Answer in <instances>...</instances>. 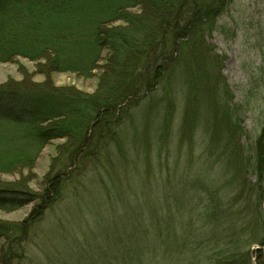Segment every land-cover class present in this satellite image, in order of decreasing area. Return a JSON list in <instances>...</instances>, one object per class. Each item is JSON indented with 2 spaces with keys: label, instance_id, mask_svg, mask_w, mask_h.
<instances>
[{
  "label": "trees",
  "instance_id": "1",
  "mask_svg": "<svg viewBox=\"0 0 264 264\" xmlns=\"http://www.w3.org/2000/svg\"><path fill=\"white\" fill-rule=\"evenodd\" d=\"M234 2L0 0V62L21 56L44 61L46 72L85 77L99 70L93 93L0 86V172L34 168L43 149L62 138L69 147L56 165L65 171L95 157L117 183L118 163H144L157 219L147 223L140 213L141 234L153 235L154 245L139 264L153 252L160 264H264V17L241 28L247 82L236 92L212 42ZM59 173L40 193L21 182L0 186L1 210L36 202L24 222L0 220L8 264L23 254L19 237L65 197L67 185L79 186ZM126 257L134 259L121 256L124 264Z\"/></svg>",
  "mask_w": 264,
  "mask_h": 264
},
{
  "label": "rangeland",
  "instance_id": "2",
  "mask_svg": "<svg viewBox=\"0 0 264 264\" xmlns=\"http://www.w3.org/2000/svg\"><path fill=\"white\" fill-rule=\"evenodd\" d=\"M234 3L229 13L218 20V26L221 27L213 32L212 42L216 46V52L225 56L223 73L231 87L238 92L241 85L247 82L244 64L248 56L247 47L249 48L245 43L246 32L241 28H245V22L264 17V0H235ZM43 63L44 61H32L21 56L10 62H0V86L8 85L11 89H19L21 85L27 88L43 85L45 90L62 87L85 93H93L99 86L98 69L94 70L92 77H85L70 71L46 72ZM8 129L13 131L11 127ZM8 134L12 133L4 135ZM68 141L62 138L48 144L32 169L0 172V186L21 182L23 187H29L38 193L43 191L51 176L59 172L61 175L64 172L66 178L70 177V183L76 179L79 185L77 188L67 185L65 197L30 229L25 239L19 237L23 254L12 264H124L121 256L128 254L134 256V259L126 257L127 264H139L138 256H141L144 248L154 245L148 241L153 235L147 238L148 232L141 234L145 222L140 215L145 213L147 223L151 221L149 216L157 219L148 185L154 179L149 176L148 184L145 185L144 163L138 169L133 166L125 168V164L118 163L116 171L123 174H120L117 183L124 184L118 187L120 189L117 192L114 189L117 183L105 175L101 163L96 164L93 160L95 157H91L90 162L87 161L80 167L76 166L77 171L74 173V167L65 171L64 165L56 163L58 157H64L63 152L69 147ZM178 141L179 138L175 140L176 146ZM176 146L172 154L179 153L175 151ZM194 149L197 154L199 148ZM180 150L183 152L180 155L183 163L188 150ZM156 159L159 161L158 156L154 155V164ZM167 173L168 169L163 164V174ZM104 178L108 182L104 183ZM155 183L154 188L157 190L164 185L165 177ZM106 191H111L113 195L116 193L117 196L111 195L104 199ZM35 204L36 202L23 205L12 211L0 209V220L13 224L22 223ZM169 204L173 202L170 200ZM156 207L160 214L161 205ZM161 213L164 214L162 211ZM153 253L144 260L147 264H160L152 258ZM0 264H8L2 252Z\"/></svg>",
  "mask_w": 264,
  "mask_h": 264
}]
</instances>
